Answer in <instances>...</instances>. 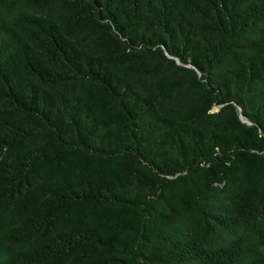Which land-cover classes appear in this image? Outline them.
<instances>
[{
    "label": "trees",
    "instance_id": "trees-1",
    "mask_svg": "<svg viewBox=\"0 0 264 264\" xmlns=\"http://www.w3.org/2000/svg\"><path fill=\"white\" fill-rule=\"evenodd\" d=\"M0 264H264V0H0Z\"/></svg>",
    "mask_w": 264,
    "mask_h": 264
},
{
    "label": "water",
    "instance_id": "water-1",
    "mask_svg": "<svg viewBox=\"0 0 264 264\" xmlns=\"http://www.w3.org/2000/svg\"><path fill=\"white\" fill-rule=\"evenodd\" d=\"M241 117V119H244L241 115H239Z\"/></svg>",
    "mask_w": 264,
    "mask_h": 264
},
{
    "label": "rangeland",
    "instance_id": "rangeland-1",
    "mask_svg": "<svg viewBox=\"0 0 264 264\" xmlns=\"http://www.w3.org/2000/svg\"><path fill=\"white\" fill-rule=\"evenodd\" d=\"M214 109V108H213Z\"/></svg>",
    "mask_w": 264,
    "mask_h": 264
}]
</instances>
